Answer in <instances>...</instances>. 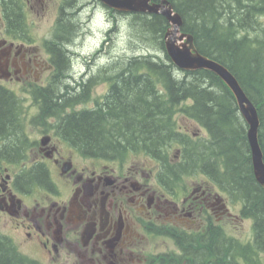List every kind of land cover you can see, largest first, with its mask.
Returning a JSON list of instances; mask_svg holds the SVG:
<instances>
[{
    "label": "flooded vegetation",
    "instance_id": "af4514ba",
    "mask_svg": "<svg viewBox=\"0 0 264 264\" xmlns=\"http://www.w3.org/2000/svg\"><path fill=\"white\" fill-rule=\"evenodd\" d=\"M5 3L15 5L18 24ZM50 9L55 21V0H0V93L20 98L22 113L13 116L18 136L0 128V235L18 246L6 231L19 232L40 253L36 264H191L197 254L198 264H221L225 239L234 263L231 228L243 220L216 182L198 173L167 180L159 163L95 157L62 131L69 117L48 99L61 64L55 35L36 40L23 28L26 10L44 17Z\"/></svg>",
    "mask_w": 264,
    "mask_h": 264
},
{
    "label": "trees",
    "instance_id": "16d2710c",
    "mask_svg": "<svg viewBox=\"0 0 264 264\" xmlns=\"http://www.w3.org/2000/svg\"><path fill=\"white\" fill-rule=\"evenodd\" d=\"M71 1L77 0H67V4ZM167 1L181 17V30L193 36L197 51L227 67L256 105L264 159V0ZM5 4L6 13L17 24L15 5ZM112 15L107 44L110 46L112 35L120 28L125 31L127 49L119 53L116 48V56L111 57L113 61L105 69L111 77L107 93L100 98L103 104L90 111L64 115L69 118L62 131L94 156L119 157L140 152L160 159L166 156V148L181 138L175 128L177 116L196 120L208 131L210 140L199 156H189L186 161L201 163L203 174L218 180L222 190L241 201L243 216L253 222L251 243L235 242L236 259L230 264H262L258 255H264V190L254 179L247 126L230 91L210 72H183L174 67L164 48L169 23L163 16L123 14L125 20L119 22L114 17L116 13ZM64 22L66 32L71 25ZM68 45L58 43L55 47L63 76L70 57L68 49H64ZM66 80L57 82L60 87L48 97L49 109L54 108V102L55 111L61 113L69 100L77 104L87 99L91 87L72 83L71 77ZM10 101L0 93V128L16 137L19 133L13 126ZM15 146L9 153H17ZM218 250L219 261L224 264L229 251L221 241ZM210 251L211 241L202 253V261ZM199 257L194 255L191 264H198ZM0 264L34 263L0 238Z\"/></svg>",
    "mask_w": 264,
    "mask_h": 264
},
{
    "label": "rangeland",
    "instance_id": "374dc122",
    "mask_svg": "<svg viewBox=\"0 0 264 264\" xmlns=\"http://www.w3.org/2000/svg\"><path fill=\"white\" fill-rule=\"evenodd\" d=\"M63 2V0H55V21L53 20L51 16V9L45 14L44 17L41 16V14L37 15L34 12H29L26 10L25 12V22L28 23V26L25 25L23 26L25 32L27 31V34H31L34 39L40 40L44 36H49V35H57V21L60 18V15L58 16V12L60 9V4ZM158 4H161L160 2H156ZM170 3V2H169ZM72 4V2L70 3ZM99 5L94 3V0H77L76 4L74 5L73 8H70L67 10V13H74V16L71 18L65 19L67 23H71V28L68 29L66 36L64 35L63 38V43L68 45L67 47H64V49H70L72 48V45L75 46V48L79 51H83L86 54H83L82 61H78V59L74 58V61L71 60V63L73 62L75 65V68L77 71H84L86 70L87 66L89 63H93L96 57H98L99 61H103L104 57H109L107 60L109 62L113 61V56H116L117 51L119 53H124L125 49H127L124 45V39H126V34L124 29L119 28L118 32L113 38L112 44L106 48H101V41L104 38L105 31L109 29V20L110 16L112 14H108L106 10H101ZM171 6L172 5H168ZM167 6V7H168ZM77 9V10H76ZM173 10V7H172ZM114 17L119 21L123 22L125 20V15L116 13ZM70 19V20H69ZM182 27V25H181ZM171 26L169 25V28L167 29L170 30ZM69 31L72 32V34H69ZM165 32V34L167 33ZM77 37V38H76ZM104 43V42H103ZM117 48V51L115 50ZM114 49V50H113ZM111 52L109 56L108 52ZM71 52V51H70ZM71 56V55H70ZM112 57V58H111ZM91 58V60H90ZM81 64V65H80ZM81 66L84 68V70L81 68ZM65 74V73H64ZM91 74H97L96 71H93ZM61 79L59 82H63L64 80L68 79V76H63L61 74ZM70 78V76H69ZM75 79V74L74 78ZM108 80V77H107ZM67 81V80H66ZM73 81V80H71ZM60 87V86H59ZM57 87V89L59 88ZM107 86H104V84L98 85L94 92L93 96L99 95L106 91ZM177 126L182 127L184 125V118L177 117ZM201 131V136L203 138L205 137V131ZM200 143L197 142L196 139H192L189 142L190 149L194 152L196 151V147ZM176 147L170 150V156L172 157L174 151H176ZM145 154L143 153H138V152H132L125 157L127 158H132L135 161V163L138 162H147L148 164H152L149 159L145 158ZM139 160V161H138ZM171 170V169H170ZM165 173L164 178L167 180H177L178 177H176L175 174L171 175V172L169 170H163ZM186 174V173H184ZM228 195V193H227ZM225 196V195H224ZM229 198L230 195H228ZM232 200V199H231ZM234 208H232V211L236 214L239 215V206L238 204H233ZM235 227L231 230L235 231V238L236 242L241 241L243 243H248V240L252 237V221L251 220H245L242 222H236ZM13 235L15 237V241L17 242L18 246L16 243H10L11 246H14L17 251L22 253L30 262L31 259L37 258L38 260H42L40 253L36 251L37 253H33L30 249H28V246L22 241L21 234L16 231H6ZM18 240L21 241V243H18ZM226 244V242H225ZM231 248V246H229ZM31 258V259H30ZM259 261L264 264V255H258ZM41 264H47L46 262H43Z\"/></svg>",
    "mask_w": 264,
    "mask_h": 264
},
{
    "label": "water",
    "instance_id": "95a60500",
    "mask_svg": "<svg viewBox=\"0 0 264 264\" xmlns=\"http://www.w3.org/2000/svg\"><path fill=\"white\" fill-rule=\"evenodd\" d=\"M105 6L123 12H148L160 14L167 19L171 29L165 34V47L172 62L180 69L193 71L205 69L216 74L233 93L239 110L248 125L247 140L250 147L251 162L256 181L264 189V162L263 154L258 142L259 120L255 106L249 101L239 83L231 72L224 66L200 55L194 47L193 37L190 34L180 33L182 25L178 14L173 13L172 7L166 0L161 4H151V0H99ZM168 6V7H167ZM180 43L177 44L176 42Z\"/></svg>",
    "mask_w": 264,
    "mask_h": 264
},
{
    "label": "bare ground",
    "instance_id": "6f19581e",
    "mask_svg": "<svg viewBox=\"0 0 264 264\" xmlns=\"http://www.w3.org/2000/svg\"><path fill=\"white\" fill-rule=\"evenodd\" d=\"M169 2V1H168ZM70 20V19H69ZM64 21H65V19H64ZM69 25L71 24V23H68ZM71 28V27H70ZM63 39H65V38H63ZM63 39H62V41H61V43H63ZM69 49H70V47H69Z\"/></svg>",
    "mask_w": 264,
    "mask_h": 264
}]
</instances>
